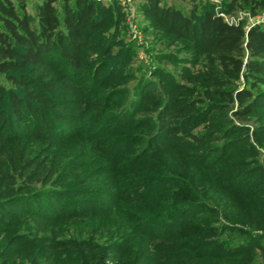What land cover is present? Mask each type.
Segmentation results:
<instances>
[{
	"label": "trees",
	"instance_id": "1",
	"mask_svg": "<svg viewBox=\"0 0 264 264\" xmlns=\"http://www.w3.org/2000/svg\"><path fill=\"white\" fill-rule=\"evenodd\" d=\"M137 1L175 50L159 59L180 67L116 89L135 77L120 54L106 61L117 4L38 0L34 17L28 0H0V264L264 259V28ZM225 2L226 15L264 12V0ZM74 127L114 144L97 181L82 163L96 147L57 145Z\"/></svg>",
	"mask_w": 264,
	"mask_h": 264
},
{
	"label": "rangeland",
	"instance_id": "2",
	"mask_svg": "<svg viewBox=\"0 0 264 264\" xmlns=\"http://www.w3.org/2000/svg\"><path fill=\"white\" fill-rule=\"evenodd\" d=\"M227 0H189V1H182V0H164V3L167 5H173L178 8H180L183 12L189 13L196 11L197 14H200L201 9L205 6H209L214 10L215 13H221L224 11V3ZM38 0H28L29 3V13L35 17V7ZM114 2L117 4L119 9L121 10V13L123 14L122 17H120V21L118 23V38L116 42L121 41L120 45H116L113 52L106 58V61H109L111 64L114 63L116 60V56L120 54V58L122 61V66L126 65V73L131 76H135L131 80H121L118 85H116V89L121 88L122 86H133L135 82V78L145 75L147 79H153V73L157 70L158 67L165 68L166 70H169L171 72L175 71L172 69H176L180 66H175L172 64H169L168 62H164L159 59L160 52H167V53H174V48H167V46L161 44V37H158L153 28L151 27L150 22L145 18V16L141 13L140 7L138 5L137 0H106L101 3L109 4ZM234 16L226 15L229 21H235L242 20L246 23V28L249 29L250 27L254 25H262L264 28V12L259 14L256 17H251L247 11L238 10L235 14H232ZM105 45L103 44L101 46V43L97 40L95 43V50L99 53H102V50L105 49ZM126 47L134 48L131 55H125L124 50H126ZM129 56V57H128ZM118 98H115L116 101ZM4 108L10 112L11 109L9 108L8 103L4 104ZM70 131V130H69ZM72 134L66 135V138H69L67 140L61 139V138H55L57 141V145L59 147H65L68 149L69 146L72 144H75L77 142H80L82 132L80 131L79 127L71 128ZM70 131V133H71ZM135 132H128V134L133 135ZM77 137V139L71 140L72 136ZM93 141H87L83 140L82 142L84 144H87V147H96L95 150L90 155V158L88 160H81L79 159V162L82 161V163H86V169L83 171L88 174V176H91V181H97V171L98 168L102 165H106L111 163V158L109 154L104 153L103 156L104 160L98 161L100 157H102V150L105 148L111 147V145L106 143L104 140L106 139V136L104 135H97L94 136ZM85 139V138H82ZM129 140L122 142L121 148L117 152V154L120 155H126L130 153V150H128L127 147H123ZM81 143L80 145H82ZM134 147V146H133ZM101 148V149H100ZM112 148V147H111ZM126 148V149H125ZM97 149L99 152H97ZM110 149V148H109ZM111 151V150H110ZM107 154V155H106ZM141 169L135 168L131 170H127L125 172H121L120 174H111V176L108 177H116V176H127L128 174L133 173H141ZM112 173V170H111ZM256 261L260 264H264V259L261 257H257Z\"/></svg>",
	"mask_w": 264,
	"mask_h": 264
},
{
	"label": "built area",
	"instance_id": "3",
	"mask_svg": "<svg viewBox=\"0 0 264 264\" xmlns=\"http://www.w3.org/2000/svg\"><path fill=\"white\" fill-rule=\"evenodd\" d=\"M95 1H97V2H104L106 0H95ZM219 15H221L222 17H224L226 19V21L228 23H230V24H237L238 21H239V20L235 21L234 19H232L233 21H229L228 18H227V16H226V14H224V13H220Z\"/></svg>",
	"mask_w": 264,
	"mask_h": 264
}]
</instances>
